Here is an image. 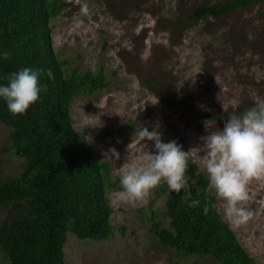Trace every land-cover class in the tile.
Here are the masks:
<instances>
[{
	"label": "rangeland",
	"instance_id": "1",
	"mask_svg": "<svg viewBox=\"0 0 264 264\" xmlns=\"http://www.w3.org/2000/svg\"><path fill=\"white\" fill-rule=\"evenodd\" d=\"M225 1L78 0L85 11L64 8L52 20V47L68 60V67L93 72L103 67L110 82L103 90L77 96L71 116L75 130L110 164L112 181L117 182L107 193L114 210L113 234L91 241L69 233L63 264H219L207 256L181 257L160 245L149 220L154 210L163 226H169L165 195H157L158 186L135 203L113 200L122 191L119 178L128 152L154 151L152 142L136 134L142 125L150 131L159 125L166 143L181 140L206 173L197 149L201 137L224 124L212 117L264 100V4L206 22L192 16L198 5ZM10 131L0 121V181L25 166L8 148ZM112 148L120 160L107 155ZM248 191L243 206L251 215L243 223L224 215L217 196L216 207L250 256L264 264V179L253 180ZM209 192L215 194L211 186ZM11 215V208L0 207V224Z\"/></svg>",
	"mask_w": 264,
	"mask_h": 264
},
{
	"label": "trees",
	"instance_id": "2",
	"mask_svg": "<svg viewBox=\"0 0 264 264\" xmlns=\"http://www.w3.org/2000/svg\"><path fill=\"white\" fill-rule=\"evenodd\" d=\"M254 4L263 5L264 0L201 4L192 16L206 22ZM64 7L59 0H0V49L11 53L10 60L0 61V83L7 82V74L25 67L51 69L55 76H42L40 82L47 91L41 92L26 114L13 116L0 101V121L11 130L8 148L25 161L20 173L0 181V207L12 210L11 217L0 224V264H63L69 233L101 241L114 232V210L107 197L117 186L112 168L75 130L71 116L77 96L103 90L110 82L103 67L97 72L69 68L68 60L53 49L51 20ZM229 116L215 118L224 123ZM177 142L187 151L181 140ZM186 176L191 198L200 201L196 207L184 201V190L178 195L166 184L158 186L157 195H165L164 216L169 226H163L154 210L149 220L160 245L175 249L181 257L261 264L222 219L216 195L209 192L207 174L191 158Z\"/></svg>",
	"mask_w": 264,
	"mask_h": 264
},
{
	"label": "clouds",
	"instance_id": "3",
	"mask_svg": "<svg viewBox=\"0 0 264 264\" xmlns=\"http://www.w3.org/2000/svg\"><path fill=\"white\" fill-rule=\"evenodd\" d=\"M59 1L65 4V10L75 7L85 11L77 3L78 0ZM88 15L85 12L84 18L88 19ZM10 58L9 51L0 49V61ZM45 75L49 79L55 78L51 69L45 71L33 67L7 74L4 78L7 82L0 83V101L4 102L11 115L26 114L30 106L38 101L41 92L47 91L46 85L40 82ZM216 116L219 115L212 118ZM220 116L224 118L226 115ZM136 134L141 141L152 142L154 151L134 155L127 150L128 155L119 178L122 191L114 194L116 199L113 203L119 199L135 203L157 186L166 184L170 192L178 195L184 190V201H191L189 207L198 206L200 201L191 198L186 176L191 150L185 151L176 141L164 142L159 125L151 131L142 125ZM201 141L197 149L202 154L209 185L223 201L224 215L236 223H243L251 215L243 206L249 199L248 185L253 180L264 179V100H257L254 106L242 113L231 114L224 121L222 129L207 133L201 137ZM107 155L116 160L121 158L115 148L109 149Z\"/></svg>",
	"mask_w": 264,
	"mask_h": 264
}]
</instances>
